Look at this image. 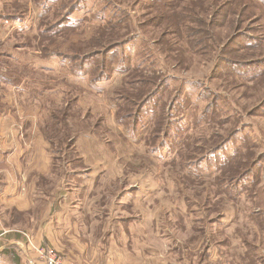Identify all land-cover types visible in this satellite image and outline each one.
I'll return each mask as SVG.
<instances>
[{"label": "rangeland", "instance_id": "rangeland-1", "mask_svg": "<svg viewBox=\"0 0 264 264\" xmlns=\"http://www.w3.org/2000/svg\"><path fill=\"white\" fill-rule=\"evenodd\" d=\"M45 1L0 0V14H12L18 19L7 21L0 16V69L7 72V80L0 79V110L7 108L15 113L20 105V92L24 93L22 98L27 97L29 101L26 109L30 113L38 110L39 121H42L41 137L49 141L55 180L64 179L65 187L71 180L76 185L78 178L69 176L68 171L82 172L77 176L85 178L89 193L93 191L89 195L87 189L84 209L90 216L87 218L89 254L94 255V247L106 245L111 252H96L104 257L101 264L111 263V256L116 260L119 257L121 261L128 258L130 264H197L203 258L204 247L209 245L211 256L207 262L205 260L206 264H264V198L258 193V189L264 187V107L258 110L264 102V77L248 83L242 78L228 76L226 70L214 69L220 57L218 51L210 48L208 52L214 56L204 51L197 53L198 49L189 50L183 54V64L171 66L175 60L164 57L160 42L162 26L146 29L138 26L140 35L135 34L131 42L115 50L112 59L104 65L105 72L94 82L95 69H100V58L85 65L87 71L80 74L75 66L78 62L70 65L58 52L67 53L70 45L77 48L87 42L108 19L117 21V18L131 17L130 25L137 27L139 22L149 19L147 10L139 5L132 9L131 15H117L110 0H79L77 10L66 16L71 19L68 26H60L53 32L60 36L56 39L51 35L47 39L40 30L45 24L62 19L72 0H52L46 10ZM256 27L259 33L261 24ZM133 32V29L127 32V37H132ZM248 53L258 57L260 53L264 54V48L252 46ZM168 65L173 69H167ZM126 69H130L128 73ZM263 71L264 65H261L250 72L255 75ZM215 72L216 78L212 80L210 76ZM169 74L179 79L172 80L169 93L176 94L181 88L189 103L199 100L194 102L195 108L198 107L195 114L201 112L204 101L197 92L179 84L192 79H201L216 90L224 91L233 106L235 103L239 109L235 107L233 111L220 101L226 113L225 119L218 122L220 125L213 123L212 128H200L186 147L184 137L180 139L179 134L168 140L166 148L148 152L144 143L146 130L155 125L151 135L162 133L164 114L161 117L160 114L171 96L167 100L168 94L162 89L157 98L147 102L142 107L141 118H136L138 126L134 133L127 126L132 122L136 105L124 104L117 96L119 93L124 95L123 85L132 80L124 92L137 102V97L154 89ZM143 79H153L154 86H144ZM51 87L53 93H50ZM63 97L75 99L69 119L71 129L68 130V136L75 138L72 148L67 146L71 145L68 142H51L50 132L45 135L49 120L53 125L51 111ZM189 116L186 121L192 119ZM238 122L242 126L249 124L245 132L250 134V142L258 143L257 146L250 145L241 150L236 160L238 152L235 150L243 141L242 136L236 134L216 156L209 157L210 150L236 129ZM64 132L63 127L56 128L55 134L62 139ZM152 141L156 145L159 139L152 138ZM56 148H61V153ZM241 156L243 162L249 159L258 163V184L253 186L247 180L233 187L218 184L217 179L223 176L219 166L224 168V162L235 164ZM98 176V184L93 186L91 183ZM238 178L239 175L235 177ZM22 232L27 241L24 244L29 252L27 255L33 262L36 254L28 239L39 246L54 248L36 240L32 233ZM10 249L11 253L3 257L4 262L0 264H26L18 247ZM59 254L66 263L79 264L66 253ZM16 256L20 257V262L15 263Z\"/></svg>", "mask_w": 264, "mask_h": 264}, {"label": "trees", "instance_id": "trees-1", "mask_svg": "<svg viewBox=\"0 0 264 264\" xmlns=\"http://www.w3.org/2000/svg\"><path fill=\"white\" fill-rule=\"evenodd\" d=\"M51 1L52 0L45 1V10L48 8V4L51 3ZM110 2H113L115 5V9L118 11L117 15H131L132 9H136L135 6L143 5L148 12L149 19L145 22H139L137 27L130 25L129 20L131 17L117 18V21H115V18L108 19L107 21L105 20V24L95 31L96 34L91 36L87 42H83L84 45H82V43L77 48H73V46L70 45L67 53L58 52L60 56L62 55L70 62V65H73V63L77 64L76 62H78L75 66L80 74H85L87 71V69H84L85 65L93 60L98 61L100 58V69H95L97 75L96 77H93L94 82L95 80L99 81V76L105 72L106 69L104 68V65L108 63V59H112L113 54L116 52L115 50L123 46L125 43L131 42L136 36L135 34L140 35L138 26L139 28L142 26L144 29L153 26H162L163 30L160 34V42L163 43L162 49L165 53L164 57H172L175 60V63L171 64V66L183 64L182 62L185 61L183 54L189 50L193 52L194 49H198V53L200 51L208 52L210 48L212 51H218V57H220L215 63L216 65L214 69L226 70L228 76L232 78H242L243 80L248 81V83L255 82L259 78L264 77V71L262 73L256 72L255 75L250 72L258 69L261 65H264V54L260 53L259 56L256 57V53V55L251 56H249L248 53L252 46L253 48H264V0H110ZM79 5V0H72L68 5L69 9L63 15V18L57 21H52L54 23L45 24V28L40 30L41 35L47 39L51 35H55V38L57 39L60 36V33L53 32H55V29L60 26H63V28L68 26L71 20L68 18V14L75 12ZM23 8L25 9L27 6ZM153 8H155L154 11H151ZM0 16L5 17L3 20L7 21L18 20L16 19L17 17L12 14H0ZM46 17L49 19L50 14ZM46 21L47 20L43 22ZM259 23L261 24V27L259 28V33H257L258 27L256 26ZM41 24L42 22L40 23V27ZM131 28L134 32L133 36H130V38L129 36L127 37V32H130L132 30ZM194 38L197 39L194 41ZM211 54L213 55L211 51L207 53V55ZM171 66L168 65L167 69H173ZM129 70L130 69H126V72L128 73ZM25 72L28 73L29 71L26 70ZM6 74V70L0 69V79L5 78L7 80ZM216 74V72L213 75L211 74L212 76L210 77L212 80L216 78L214 77ZM104 76L105 75H103V77ZM152 80L153 79H143L144 86H154ZM172 80L179 81L175 76L170 74L166 75V77L162 78L160 83H158L154 89H149L146 94L144 92L141 96L137 97L136 101L138 103L135 102L134 98L126 95L124 92V89L126 90L131 85L132 80L123 85L122 91L124 95L119 93L117 96V98L119 100L121 99L124 104L131 103L132 105H136L135 113L132 114V122L131 124H128V126L126 125L129 127L128 130H131L133 133L138 126L136 118L139 119L142 113V107L147 102L154 97L157 98V93L162 89L168 94L167 100L168 97L171 96V100L166 102L160 114V117L164 114V129H162V133L156 132L151 135L152 127H155V125L146 130L147 132L144 136V140L146 141L144 143H146L149 148L147 149L148 152L166 148L168 140H171L174 135L179 136V134H181V136H179L180 139L184 137V147H186L188 142L192 138H195L194 135L199 133L200 128H212L213 123L215 125H220L221 123L218 122L225 119L224 116L226 114L220 105V101H223L224 104L228 105L229 109H232L233 111L235 110V107L239 109L237 104L235 105L234 103L233 106L230 97H227L224 91L220 89L216 90L201 79H192L188 80L186 84L182 82L179 84H181V86L184 85V88L188 90L197 92L201 97V100L204 101L205 106L201 112L195 114L198 107L195 108V105L197 104L194 102L199 100H190L189 103L188 98L183 97L185 91H183L182 94L181 88L174 90H177L176 94L169 93L170 90H172ZM185 85L187 86L185 87ZM35 88L38 89V86ZM50 89V93H53V87ZM48 90L49 89H47V91ZM45 95L49 97V94L45 93ZM73 102H75V99L72 98L65 100V97H63L61 99L55 109L51 111L50 118L53 125H50L49 120V126L45 134L47 135L48 132H50L51 136H53V138H50V141L55 144L56 142L59 144L70 143L71 145L67 144V146H70L69 148L75 146V138L73 136H68V130L71 129L69 119L73 108L71 107ZM118 104L119 101L117 105ZM261 107H264V102L259 106L258 110L261 111ZM190 108L192 109L191 111ZM189 114L192 119L186 121V118H190ZM236 114H238V112H236ZM240 124L241 123L238 122V127L234 129L220 144L214 146L213 149L210 150L208 154L209 157L216 156L217 152L223 150V147H226L234 140L236 134L241 135L243 140L235 150L238 152L236 160H238L241 150H246L250 145L257 146L258 143L253 145L254 143L250 142V134L245 132L249 124L244 126ZM244 124H246V122H244ZM62 127L66 130V132H64L66 136L64 135V137L60 139L55 132L56 128L58 130L62 129ZM152 138H154V140L159 139L156 145L153 144ZM56 149L61 153V148ZM243 159L244 158L241 156L240 160L235 164L224 162V168L218 165L221 174L223 172L222 177H217L218 184H227L230 185V187H233L240 185L242 180H247L251 185H257L260 180L256 175L258 163L255 160L249 159L243 162ZM234 160L235 158L232 161ZM237 175H239V178L235 179ZM258 191V193L263 195L264 198V187H260ZM209 247V245L204 247L203 254L201 255L203 258L199 260L197 264H206L208 259H210L211 255ZM14 261L15 263L18 262L17 260ZM218 261L219 258L215 263Z\"/></svg>", "mask_w": 264, "mask_h": 264}, {"label": "crops", "instance_id": "crops-1", "mask_svg": "<svg viewBox=\"0 0 264 264\" xmlns=\"http://www.w3.org/2000/svg\"><path fill=\"white\" fill-rule=\"evenodd\" d=\"M21 94L15 113L7 108L0 110V262L16 246L23 252L21 257L26 264H34L21 234L26 231L79 264H101L104 257L96 252L111 250L106 245L97 246L94 255L89 254L90 216L84 212L89 185L84 177H78L80 170L68 171L69 176L78 178L76 185L71 180L65 187L64 179L55 180L53 155L49 141L41 137L38 110L30 113L25 107L28 98L23 99L24 93ZM97 179L99 176L91 183L93 186L98 184ZM16 260L20 262V257L16 256ZM109 264L130 263L128 258L121 261L111 256Z\"/></svg>", "mask_w": 264, "mask_h": 264}, {"label": "built area", "instance_id": "built-area-1", "mask_svg": "<svg viewBox=\"0 0 264 264\" xmlns=\"http://www.w3.org/2000/svg\"><path fill=\"white\" fill-rule=\"evenodd\" d=\"M28 244H30V248L36 254V259L33 258L36 264H68L62 259L56 249L49 246H39L31 239H28Z\"/></svg>", "mask_w": 264, "mask_h": 264}]
</instances>
